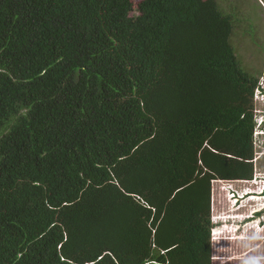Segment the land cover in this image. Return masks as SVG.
I'll return each instance as SVG.
<instances>
[{
    "label": "trees",
    "instance_id": "16d2710c",
    "mask_svg": "<svg viewBox=\"0 0 264 264\" xmlns=\"http://www.w3.org/2000/svg\"><path fill=\"white\" fill-rule=\"evenodd\" d=\"M221 9L0 0V264H213L259 83Z\"/></svg>",
    "mask_w": 264,
    "mask_h": 264
},
{
    "label": "rangeland",
    "instance_id": "374dc122",
    "mask_svg": "<svg viewBox=\"0 0 264 264\" xmlns=\"http://www.w3.org/2000/svg\"><path fill=\"white\" fill-rule=\"evenodd\" d=\"M140 1L134 0L135 3ZM219 1L220 5L225 8L223 9L224 11L221 9L222 12L231 15L235 22V34L232 37V44L237 51L236 55L239 56L243 69L251 76L259 79V85L264 90V0ZM254 103L255 120L257 121L261 118L259 120L261 124L264 119V97L258 90L255 92ZM261 125L263 126V123ZM257 145L256 151H264V148H261L260 142H257ZM221 185L219 186L218 182L213 183L214 196L220 198L222 205L219 206V203L218 209L224 212L230 206L229 210L235 211L234 203L230 204L227 201H223L225 197L228 199L233 197L229 195L230 187H228V184ZM222 189L224 190L222 191ZM263 243L264 241H248L246 243L234 244L230 241H213V264H240L238 261H233L235 254L238 257L239 255L243 256L242 258L246 260L245 253L248 254L250 249H256V247L264 248Z\"/></svg>",
    "mask_w": 264,
    "mask_h": 264
},
{
    "label": "crops",
    "instance_id": "0c3cea01",
    "mask_svg": "<svg viewBox=\"0 0 264 264\" xmlns=\"http://www.w3.org/2000/svg\"><path fill=\"white\" fill-rule=\"evenodd\" d=\"M259 83L257 90L264 97V90ZM257 99L260 100L259 98ZM259 120H255L253 136L255 146L253 178L251 180L215 181L218 182L219 186L221 184H228V187H230L229 195L233 197L231 199L225 197L223 201H227L230 204L234 203L235 211H230V206L224 212L218 209V204L220 203L219 206L222 205L220 198L214 196L215 190L212 185V245L213 241L222 240L233 242V244L246 243L248 241H264V162H262L264 160V151H256L257 142H260L261 148H264V119L262 122L263 126L261 125L262 123H259ZM258 124L260 125L258 126ZM216 211L217 213H215ZM257 222L259 223L257 224ZM242 257L241 255L238 257L235 254L233 261H238L240 264H252L253 261L256 264H264V248L256 247V249H250L248 254L245 253L246 260Z\"/></svg>",
    "mask_w": 264,
    "mask_h": 264
},
{
    "label": "clouds",
    "instance_id": "9594fccd",
    "mask_svg": "<svg viewBox=\"0 0 264 264\" xmlns=\"http://www.w3.org/2000/svg\"><path fill=\"white\" fill-rule=\"evenodd\" d=\"M252 264H256V262H255V261H253V262H252Z\"/></svg>",
    "mask_w": 264,
    "mask_h": 264
}]
</instances>
